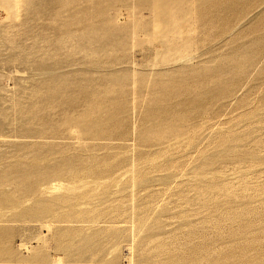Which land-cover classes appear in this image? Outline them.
<instances>
[{
	"label": "rangeland",
	"instance_id": "374dc122",
	"mask_svg": "<svg viewBox=\"0 0 264 264\" xmlns=\"http://www.w3.org/2000/svg\"><path fill=\"white\" fill-rule=\"evenodd\" d=\"M0 264H264V0H0Z\"/></svg>",
	"mask_w": 264,
	"mask_h": 264
}]
</instances>
